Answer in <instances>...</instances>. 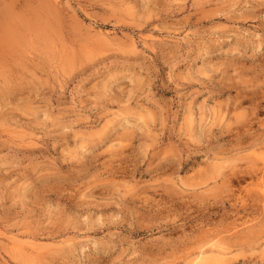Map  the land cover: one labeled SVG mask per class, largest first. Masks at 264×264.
I'll return each mask as SVG.
<instances>
[{
  "label": "rangeland",
  "instance_id": "rangeland-1",
  "mask_svg": "<svg viewBox=\"0 0 264 264\" xmlns=\"http://www.w3.org/2000/svg\"><path fill=\"white\" fill-rule=\"evenodd\" d=\"M0 264H264V0H0Z\"/></svg>",
  "mask_w": 264,
  "mask_h": 264
}]
</instances>
